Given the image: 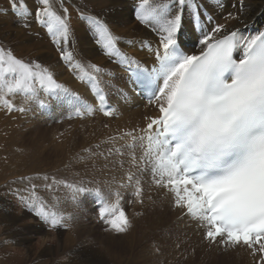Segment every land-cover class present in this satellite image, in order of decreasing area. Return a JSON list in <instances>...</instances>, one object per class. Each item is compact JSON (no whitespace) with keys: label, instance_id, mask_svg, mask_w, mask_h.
Segmentation results:
<instances>
[{"label":"bare ground","instance_id":"6f19581e","mask_svg":"<svg viewBox=\"0 0 264 264\" xmlns=\"http://www.w3.org/2000/svg\"><path fill=\"white\" fill-rule=\"evenodd\" d=\"M13 1L19 6V13H22V19L26 25L22 30L16 28L18 26L15 23L16 17L12 16L13 20H8L7 5H9V0H0V11L3 14L0 19L9 21L7 23L0 21V64L2 67H6L7 71L10 68L21 70V76L19 80H6V88L4 87V91L0 90V96L2 101L8 95L12 98L13 93L19 94L17 93L18 89L30 84L36 89V96H39L40 87H37L39 85L37 82L30 81V75L34 74V71L28 69V66L32 65L28 61L38 62L37 59H31L35 56L34 53H37L42 56L39 57L41 62L42 60L47 62L45 66H38L40 69L39 81L43 85L45 83L46 86L47 84L50 86L51 94L43 93L44 95L39 96L32 103L28 102L27 96V98H23L20 95L15 98L21 109L16 115L13 114L15 120L10 122L20 124L19 120L22 119L27 122V125L39 123L44 125L39 121V118L43 117L47 125L54 121L59 123L57 122L58 124H55L52 130L46 127L47 131H41L36 135L32 133L28 137H23V130L6 139L2 137L4 148H7L5 165L14 163L17 167L23 161H27L34 151L31 152L26 148L21 151L18 149L19 145L24 146L26 138L31 139L30 141L34 144H38L42 138H47L49 131L56 138L57 136L54 134H60L59 124L61 123L63 131L59 137L62 139L57 141L59 143H56V148L54 146V149L59 152L57 154L61 156V161L57 162L56 166L67 164L63 170L65 175L58 178L66 176L75 179L77 182L73 187H83L82 189L90 191L98 189L96 193H99L104 201L102 215L106 212L112 213L116 206L118 207L115 217L118 219L119 228H117L121 229L120 236L123 238L124 250L129 251L128 254H132L134 260L142 259L144 264L150 262L155 264V259L160 255L168 256V260L174 262L183 259L185 256L181 252L183 250L189 251L188 256L190 253L191 256L193 253L198 256L201 264L204 263V260L209 264H256L258 261L264 264V257L261 254V250L264 249V240L251 243L236 242L221 230H217L215 225L208 220L205 201L199 191L192 184L186 182L183 173L172 168L175 152L167 135L161 129L160 110L171 99L175 85H170L160 97L155 96V91L150 93L151 101H145L140 92L136 90L126 70L127 66L143 62L154 70L156 76L161 80L163 73L156 66V60L158 55L165 54L164 48L169 42L164 38L161 40L156 38L157 36H153V33L133 30L136 25L131 23L134 12H131V7H128V3H131L130 0H73L75 5L93 16L90 18L94 19L97 26L95 24L91 26L88 20L76 17V13H73L75 17H70L68 14L73 6L67 4V0ZM131 1L133 4H138L143 0ZM152 1L162 2L161 0ZM180 2L188 3L183 9L184 24L180 27L178 22L174 23L168 33L172 38H178L191 56L199 54L207 43L230 32L237 33L238 52H242L245 45L248 46L258 34V30L264 26V0H175L170 10L174 16H180L182 13L183 6L179 5ZM193 9L196 13L192 16ZM36 14L39 16L38 24L34 21L31 23L29 20L32 17L34 20ZM62 15L66 16L69 21V32L61 33L62 29L59 27L45 29L47 26H40L45 22L48 25H51L53 21L61 22ZM166 16L164 14L159 16L162 22ZM166 24L170 25V23ZM200 29L203 31L202 35L198 32ZM51 30L57 32L55 36L60 37L57 47H62L63 52L54 51V37L48 32ZM116 47V51H113L112 49ZM59 54H63L61 59ZM125 56L128 57V61L123 59ZM38 65H40L39 62ZM92 76L104 86L109 101L117 106L115 111L107 116V120H105L106 116H103L98 110L96 99L92 94L94 89L90 82ZM73 94L81 96L84 102L88 103V107L84 108L86 116L84 118L71 117L72 119L67 120L64 116L80 112V107L84 106V104L80 105L82 102L77 100L71 102ZM20 98L22 101H19ZM40 100L42 103L44 101L42 111L37 105ZM35 101H37L36 104H34ZM22 109L27 111L22 112ZM98 141H101V144L98 147L93 146L99 144ZM124 141L126 146H123ZM130 142H134L133 148L128 146ZM68 145L72 149L68 148ZM66 147L71 152L67 151ZM120 159L122 162H119ZM144 163L146 167L142 169ZM2 166L0 163V170ZM35 170L31 168L21 174ZM53 178L42 182L47 185L41 186L40 190L53 196V199L56 198L57 209L63 210L65 215L71 214L74 217L73 222L70 221V228L74 230L70 233L74 234L82 225L90 227L82 218L88 212L87 199L92 200L89 197L94 193L80 197L82 191L72 189L67 200L62 195L66 193L67 188L64 186L66 184H63L64 180L68 181V179L64 178L58 182H63L62 186H59L58 183L52 182ZM71 179L69 180L71 181ZM4 180L6 179L1 180L0 184ZM32 180L25 178L17 184L19 187H27V183ZM10 188H15V181L7 185L6 190L9 191ZM1 189L4 190V187ZM22 189L19 188V190ZM132 191L135 195L128 198L127 195ZM25 194L26 198L32 199L30 194ZM0 199L2 202L6 200L2 196ZM125 207L128 211H125ZM31 212H34L35 217L41 218L38 210L34 211L32 207L27 206L26 214L29 215ZM8 218L10 222L7 221L9 223L7 237H20L27 231H16L17 228L14 224L16 217L9 215ZM105 220L107 221V219ZM54 222L58 226L60 225L58 220ZM144 222H148L154 228V233H147L146 228H142L141 224ZM117 228L115 227V229ZM28 230L39 231L40 229L29 227ZM81 234V232H76L75 238L70 240H76ZM145 240L147 242H143ZM142 242L143 244H141ZM140 244L142 247L133 254L131 249L138 248ZM61 245L64 250L69 247L68 242H63ZM156 246L164 248L163 252H155ZM178 246L181 249H178ZM102 247H99L100 251L96 253L98 255L92 254V256L88 254L89 249H77L78 252L75 255H83L86 259L84 263L80 260L81 263L78 264H111L112 262L121 264L125 256H129L125 251H123V255H117L109 247L106 249H102ZM49 254L51 262L54 264L57 259L52 256L53 251L50 250ZM189 260L195 261L190 258ZM36 264L48 263L41 260ZM60 264L77 263L63 261Z\"/></svg>","mask_w":264,"mask_h":264},{"label":"rangeland","instance_id":"374dc122","mask_svg":"<svg viewBox=\"0 0 264 264\" xmlns=\"http://www.w3.org/2000/svg\"><path fill=\"white\" fill-rule=\"evenodd\" d=\"M72 1L73 0H67V4L71 5V7L73 6L70 9L68 15L70 17L71 16L75 17V15H73V13H76V17H78L80 19L88 20L90 25L93 26L95 23L93 21L94 19L91 20V18H90V16H92V15L85 12L83 10V8L75 5L74 1L73 2ZM161 1L163 3L162 2H156L155 3L152 0H148V1L143 0V1H140L138 4H133V2L131 0L129 1L131 3H128V7L129 8L131 7V12H134L133 17L131 18V23H135V25H136V27L133 28V30H136V29L137 30H144L145 32H149L150 34L153 33L152 34L153 36H157L156 38L161 40L163 38L167 39L168 37H171V34L168 32L171 30L174 23L177 24V22H178V26H180V27L184 24L183 22L185 19L183 18L184 17L183 16V13H184L183 9L185 6L188 5V3L187 2H180L179 5L183 6L182 13L180 16L176 15L177 16L176 17L170 12L171 7H172L171 5L175 0H167V2H166V0H161ZM5 3H7V2H5ZM190 3L193 7V4H192L193 2L191 1ZM22 7L24 9H26V7H24V6H22ZM90 9H93V8H90ZM193 10H192V16L196 13L195 10L194 11ZM7 12H8V17L10 18V19L8 18V20H13L12 16L16 17L15 23L18 25V26L16 25L17 26L16 28L22 30L26 24L24 23V20L22 19L23 18L22 13L21 14L19 13L20 10H19V6L17 5V3L14 2L13 0H9V5H7ZM15 14H16V16H15ZM162 14L168 16V17L166 16L164 22H162L161 18L159 17ZM2 15L3 14L0 11V16H2ZM187 16H189L188 13H187ZM175 17H176V19H175ZM62 19L63 20L61 22H54L53 21L51 25H48V23L45 22L44 24H42L40 26H44V25L47 26V27H45V29H47L48 27H51L52 29H56L57 27H59L62 29L61 33L69 32V26H68L69 21H68L67 17L63 16ZM8 20L0 19V21H3L4 23L5 22L7 23ZM38 20H39V16L36 14L34 17V20L32 17L31 20H29V21L31 23H33V21H34V23L38 24L37 23ZM171 20H172V22H171ZM166 23H170V25H167ZM8 24H6V25H8ZM163 26L164 27L166 26V27L164 28ZM5 32H8V31H5ZM13 32H16V30H13ZM48 32L51 36L54 37V44H53L54 45V51H57L58 53L63 52L64 49L62 47H57V45H58L57 43L60 42V37L55 36V34H57V32H53V30H51V32L50 31H48ZM139 32H141V31H139ZM125 38L126 37H124L123 39H125ZM205 43H204V45H205ZM202 47H201V49H202ZM116 49H117V47L115 49H112V50L116 51ZM34 54H35L36 58H34L35 56L32 58L30 57V58L31 59H37L40 65H38V62L33 63L31 61H28L29 63L32 64L30 66L31 68L28 66V69L30 71H34V74L32 73L30 75V78H31L30 81L31 82H37V85H39V86H37V87H40L39 88V96H42L45 93L47 95H50L51 94L50 86L48 84L46 86L45 83H44V85L41 84V81H39L40 77H38V76H40V69L38 66H41V67L45 66V65H47V62H44L43 60L41 62L39 57H42V56H40L37 53H34ZM48 54L50 55L49 52H48ZM62 55H60V54L58 55L60 57V59H61ZM126 58H127V56H125L123 59H126ZM113 61L115 62V59ZM136 62H138L137 59H136ZM44 63H46V64H44ZM6 69H7L6 67H2V65L0 64V90L1 91L2 90L4 91V89L6 88V80H9V79L12 81L14 79L19 80L20 76H21V73H20L21 70H16L14 68H10V70L7 71ZM30 71H28V72H30ZM28 86H29V88H28ZM28 86L18 89L17 93H19V94L13 93L12 98L10 95H8V97L6 96V98H4V101H2V97L0 96V99H1L0 100V115L2 114L1 115L2 120L0 122V163H2V165H3L1 167V170H0V181L3 179H6V180L2 181L0 184V188L4 187V190L3 189L0 190V196H2L3 199H6L4 202H2L0 199V264H36V263H39L41 260L47 262L48 264H52L51 255L49 254L50 250H52L54 253L52 255L53 258L55 257V259H57L54 261V264H60L63 261H73V262H76L77 264L79 262L81 263V261H82V263H84V261L86 259H84L83 255H78V256L75 255V253L78 252L77 249H80V248H85L86 250L89 249L88 254L90 256H92V254L98 255L96 253L98 251H100L101 246H103L102 249H106V247H109L112 250V252L115 251L117 253V255H123V251H125L126 254L129 256H125V258L122 260L121 264H144V262H142V259L134 260L133 255L128 254L129 251H126V249L124 250L125 247L123 246V238H122V236H120V234H122V233L120 231L121 229H118L119 226L117 225L118 219L115 218L116 215H114L113 217L110 216L108 213L102 215V207L103 206H101L99 204V202H98L99 200L95 195V193L98 189H95L94 190L95 192H94L93 190L90 191L89 189L87 190L85 188L82 189L83 187H80V188H77L76 186L73 187L75 185L74 183L77 182L75 179H71V177L68 178L66 176L61 177L60 179L58 178L60 176L65 175V174H63V170H64V166L67 164L66 163L65 165H61L59 167L56 166L57 162L61 161V159H60L61 156L59 154H57L59 152H57L54 149V146L56 148V143H59L57 141H60V139H62L59 137V135H61V133L63 131V127L60 126L61 123L59 124V130H60L59 133L60 134H58V135L54 134L57 136L56 138L59 137L58 138L59 140L56 139L55 136L54 137L52 136L53 133L51 131L47 132L49 134V135L47 134V138L43 139L41 137L42 140L38 144H34V142L30 141L31 139L26 138L25 142L23 143L24 146L19 145L20 148H18V149H20L21 151H24V148H26V149L30 150L31 152L34 151V153H32L29 156V159L27 161H23L17 167L14 163H12L11 165H5L7 148H4V140L3 139L10 137L14 133H18L20 130H23V132H22L23 137H25V136L28 137V136H30L29 134H32V133L34 135H36L37 133H39L41 131L44 132L46 130V127L49 130H52L53 127L55 126V124L59 123L58 121H54L53 122L54 125H52L53 123L47 125V123L44 121L43 117L39 118V121L42 122L44 125H42L41 123L27 125V122H25V120H22V119L19 120L20 124H14V123L10 122L11 120L12 121L15 120V117H13V114L16 115L18 110L21 109V107L18 106L19 104L17 103L15 98L20 97V95H22L21 97H23V98L28 97L27 99H28V102L30 101L29 103H32V101L39 98V96L38 97L36 96L37 95L36 89L33 88L31 86V84ZM20 100H21V98L19 99V101ZM41 101L42 100H40L37 105H39V107L42 111L43 107H44V101H43V103ZM36 103H37V101L34 102V104H36ZM1 105H2V108H1ZM45 107H46V105H45ZM25 109H26V107H25ZM6 110H7V112H6ZM8 111H9V113H8ZM26 111L27 110L22 109V112H26ZM34 112L36 113L35 109H34ZM71 117L80 118V117L74 116L73 113H71L67 116H64V118L67 120L72 119ZM115 117H117V116H115ZM81 118H84V117H81ZM107 119L108 118L106 117L105 120H107ZM36 123H38V122H36ZM75 123H77V122H75ZM18 126H21L23 128H16ZM37 127H39V128H37ZM34 128H37V130H34ZM2 137H3V139H2ZM51 138H54V139L52 140ZM98 142H99V144H97V145L94 144L93 146L98 147L101 144V141H98ZM52 144H54V145H52ZM40 145H41L42 150L40 149ZM50 145L53 148L52 147L50 148ZM123 146H126L125 141H124ZM14 148L16 150V146ZM49 148H50V150H49ZM68 148L72 149L71 146L69 147V145H68ZM117 148L119 149V146ZM70 149H68L67 151H69ZM69 152H71V150ZM109 152H112V151H109ZM119 162H122V160L120 159ZM144 167L145 166H143V168ZM31 168L32 169L34 168L36 170L40 169V170H38V171L35 170L34 172L21 174V172H24V171L29 170ZM25 178H26V180L27 179H29V180L33 179V180L31 182L27 183V185H26L27 187H23V186L19 187V184H17V182H20V181L24 180ZM50 178L56 179V180L52 179V182L54 181L55 184H57L58 182H61V180L64 178L68 179V181L64 180V183L62 182L63 184H66L64 186L67 187L66 193H64L62 195V197L63 198L65 197L67 200L69 197L68 196L69 192L72 189H75V191H77V189L82 191V193H81L82 196H80V197H83L84 195L88 196L89 194L94 193L93 195H91V197H89L92 200L89 201L87 199V204H88L87 210H88V212H86V214L82 218L83 220L85 219L86 225H89L90 227H86L85 225H82L77 229V231H75L74 234L70 233V232H72V230H74L73 228H70L71 227L70 221H72V219L74 217L71 214L65 215L64 212H62L63 210L57 209L58 202L56 201V198L53 199V196H50L47 192L40 190L41 186L47 185V183H42V182H46ZM69 179H71V181ZM13 181H15V188H10L9 191H7L6 190L7 185H9ZM128 181H127V183H128ZM62 183H58V185L62 186ZM19 188H23V189L19 190ZM41 192H44V193H41ZM25 193L30 194V198H32V199L26 198L27 196ZM45 193H47V194H45ZM97 194H99V193H97ZM134 195H135L134 191H132V192H130V194L127 195V197L132 198L131 196H134ZM46 196H48V197H46ZM27 206L32 207V209L34 211L38 210L39 216H41V218L35 217L33 215L34 212H31V213H29V215H27L26 214ZM128 206H129V203L127 204V208H128ZM127 208L125 207V211H128ZM9 215L10 216L13 215L16 217V220L14 223L16 228H17L16 231L22 232L24 230H27V231H25V233L22 236H20V237H7L8 236L7 235V228L9 225L8 222H10V220L8 218ZM33 216L35 219L33 218ZM98 216H99V218L97 219ZM60 217H61V219H60ZM105 219H107V221ZM56 220H58V222L60 224L59 226L56 222H54ZM81 223H83V222H81ZM141 225H143L142 228H146L147 233H154V228L152 226H150V224L148 222H144ZM29 227H32V228L36 227V228H39L40 230L39 231H34V230L29 231V230H32V229L28 230ZM115 227L116 228L118 227V228L115 229ZM76 232H81L82 234L80 235L79 238H76V240H73V239L70 240L71 238H75ZM108 234H110V235H108ZM27 237H30V238H27ZM146 240L143 242H147ZM63 242H68V244H69V247L66 248L65 250H64L63 246L61 245ZM143 242L141 244H143ZM141 244L139 245L138 248L133 249V250L131 249V251H133V254L140 247H142ZM177 248L181 249L180 246H178ZM162 249H164V248L156 246L154 250H155V252L162 253L163 252ZM151 250L153 252L152 248H151ZM181 252L185 255L183 257V259H178V260H175L174 262H171L168 260V258H169L168 256L162 257V256L158 255L159 257H157L155 259V264H177V263L178 264H201L199 262L198 256H196L194 253L192 256H191V253H190V256H188L189 251H183L182 250ZM39 258H41V259H39ZM189 258L192 260H195V261L191 262L189 260ZM116 260H118V259H116ZM49 261H50V263H49ZM111 264H113V262ZM149 264H151V262ZM203 264H209V262L204 260ZM256 264H261V263L258 261V262H256Z\"/></svg>","mask_w":264,"mask_h":264}]
</instances>
